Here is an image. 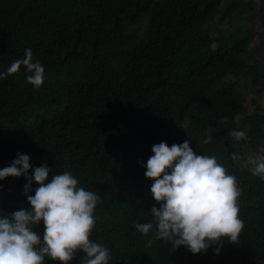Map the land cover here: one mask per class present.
Wrapping results in <instances>:
<instances>
[{"label": "trees", "instance_id": "trees-1", "mask_svg": "<svg viewBox=\"0 0 264 264\" xmlns=\"http://www.w3.org/2000/svg\"><path fill=\"white\" fill-rule=\"evenodd\" d=\"M244 0H0V72L24 57L45 68L35 88L21 71L0 79V168L17 153L52 174L70 171L100 201L90 239L110 249L109 264H264V180L243 168L241 147L264 149V107L245 98L264 90L253 59L257 32L227 21L255 18ZM243 119L239 122V119ZM229 124L227 127L225 124ZM243 130L239 141L229 130ZM190 141L214 155L242 190L244 228L193 254L141 234L159 203L142 163L152 145ZM233 154L237 159H233ZM32 169L29 170L31 175ZM50 178V177H49ZM25 176L0 180V215L30 207ZM37 183L32 181L33 190ZM28 194H34L30 192ZM43 223L34 230L43 233ZM78 251L70 264H81ZM45 264H60L45 258Z\"/></svg>", "mask_w": 264, "mask_h": 264}, {"label": "clouds", "instance_id": "clouds-1", "mask_svg": "<svg viewBox=\"0 0 264 264\" xmlns=\"http://www.w3.org/2000/svg\"><path fill=\"white\" fill-rule=\"evenodd\" d=\"M22 66L25 79L40 88L45 68L33 60L31 48L0 72V79L21 71ZM229 136L239 141L247 134L233 128ZM152 153L142 166L145 177L153 181L150 191L159 207L150 210L155 223H136L135 228L143 235L155 228L157 239L169 241L174 250L184 246L193 254L212 246L219 254L224 239L236 243L244 228L239 215L242 190L236 177L214 155L194 152L189 140L171 146L161 141L152 145ZM248 162L252 174L264 180V156H250ZM50 170L46 164L33 168L30 156L20 152L0 168V180L9 176L28 179L24 187L30 204L27 210L0 215V264H45L46 257L70 264L78 251L84 253L81 264H109L110 249L90 239L100 197L79 186L70 171L50 176ZM33 180L38 185L34 190ZM41 223L42 234L34 230Z\"/></svg>", "mask_w": 264, "mask_h": 264}, {"label": "rangeland", "instance_id": "rangeland-1", "mask_svg": "<svg viewBox=\"0 0 264 264\" xmlns=\"http://www.w3.org/2000/svg\"><path fill=\"white\" fill-rule=\"evenodd\" d=\"M245 2L253 1L255 6L254 10L255 12H262V16H264V0H244ZM248 26L252 28L255 32H257V37L255 38V41L253 43V48L255 47V51L253 52V59L256 60L259 63H264V17H261L258 15L257 17L244 19L242 21L238 20H231L227 21L224 25V29H229L232 26ZM253 100H256L258 104L264 107V90L261 93H257L256 91H250L247 93V96L245 98V106L248 109V113L254 111L255 105L253 103ZM243 119L240 118L239 122ZM227 127H230L229 124H225ZM236 129V128H235ZM241 152L243 154V157L239 159V164L243 168H247L250 166L248 162V158L256 157V156H264V149H261V151H252L246 147H241Z\"/></svg>", "mask_w": 264, "mask_h": 264}]
</instances>
